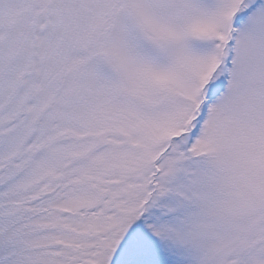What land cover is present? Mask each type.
<instances>
[{
	"label": "snow or ice",
	"instance_id": "1",
	"mask_svg": "<svg viewBox=\"0 0 264 264\" xmlns=\"http://www.w3.org/2000/svg\"><path fill=\"white\" fill-rule=\"evenodd\" d=\"M0 264H264V0H0Z\"/></svg>",
	"mask_w": 264,
	"mask_h": 264
}]
</instances>
